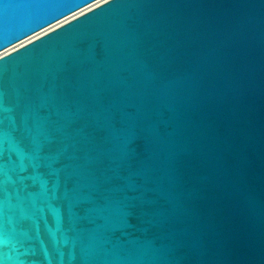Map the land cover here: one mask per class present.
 I'll use <instances>...</instances> for the list:
<instances>
[{
  "label": "water",
  "instance_id": "water-1",
  "mask_svg": "<svg viewBox=\"0 0 264 264\" xmlns=\"http://www.w3.org/2000/svg\"><path fill=\"white\" fill-rule=\"evenodd\" d=\"M97 0H0V52ZM0 264H264V0H109L0 57Z\"/></svg>",
  "mask_w": 264,
  "mask_h": 264
},
{
  "label": "bare ground",
  "instance_id": "bare-ground-1",
  "mask_svg": "<svg viewBox=\"0 0 264 264\" xmlns=\"http://www.w3.org/2000/svg\"><path fill=\"white\" fill-rule=\"evenodd\" d=\"M107 1H109V0H97V1H95V2H93L91 4H89V5L85 6L84 8H82V9H80V10H78V11H76V12L70 14V15H68L67 17L57 21L56 23H54V24L42 29L41 31H39V32L29 36L28 38L16 43L15 45L5 49L4 51L0 52V57L15 51L16 49H18V48L30 43L31 41H34L35 39L45 35L46 33L58 28L59 26H61V25L65 24V23L75 19L76 17H78V16L90 11L91 9H93V8L99 6V5H101V4H103V3L107 2Z\"/></svg>",
  "mask_w": 264,
  "mask_h": 264
}]
</instances>
